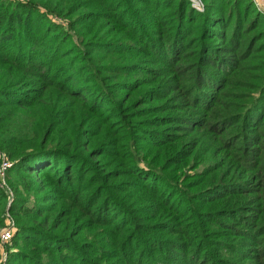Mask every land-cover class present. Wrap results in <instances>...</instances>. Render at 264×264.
I'll return each mask as SVG.
<instances>
[{
    "label": "trees",
    "instance_id": "16d2710c",
    "mask_svg": "<svg viewBox=\"0 0 264 264\" xmlns=\"http://www.w3.org/2000/svg\"><path fill=\"white\" fill-rule=\"evenodd\" d=\"M204 2L0 0V264H264V17Z\"/></svg>",
    "mask_w": 264,
    "mask_h": 264
},
{
    "label": "built area",
    "instance_id": "2783aa9c",
    "mask_svg": "<svg viewBox=\"0 0 264 264\" xmlns=\"http://www.w3.org/2000/svg\"><path fill=\"white\" fill-rule=\"evenodd\" d=\"M191 4L196 7L198 10H203V4L202 0H190ZM256 2V4H264V0H253ZM10 163L6 161L4 158L1 161L0 164V178H1V185H5V171L7 167H9ZM11 227L8 226L6 228L1 229L0 231V240L1 242H6L11 237Z\"/></svg>",
    "mask_w": 264,
    "mask_h": 264
},
{
    "label": "rangeland",
    "instance_id": "374dc122",
    "mask_svg": "<svg viewBox=\"0 0 264 264\" xmlns=\"http://www.w3.org/2000/svg\"><path fill=\"white\" fill-rule=\"evenodd\" d=\"M250 1H252V3H253V5H254V8L256 9V10H258L260 13H261V16H263L264 17V4H256V2L255 1H253V0H250ZM202 4H203V8H204V4H205V2H204V0H202ZM196 8V7H195ZM197 9V8H196ZM198 10V9H197ZM238 90L239 91H242L243 89H240L239 87H238Z\"/></svg>",
    "mask_w": 264,
    "mask_h": 264
}]
</instances>
